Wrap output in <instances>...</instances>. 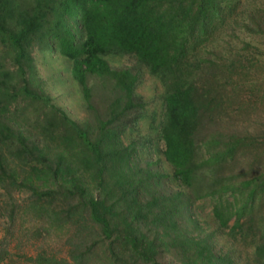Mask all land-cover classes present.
I'll return each instance as SVG.
<instances>
[{"label": "trees", "instance_id": "1", "mask_svg": "<svg viewBox=\"0 0 264 264\" xmlns=\"http://www.w3.org/2000/svg\"><path fill=\"white\" fill-rule=\"evenodd\" d=\"M241 5L249 6L243 0H0V41L13 66L0 63V143L12 139L6 151L24 165L20 172L7 167L1 146L0 261L8 236L28 237V212L39 220L31 238L47 242L55 232L65 246L62 256L42 242L27 256L32 264H235L237 252L245 253L242 264H264V167L241 178L229 170L244 154L240 148L260 139L235 126L237 117L230 121L232 106L248 117L257 103L244 98L249 76L234 71L251 68L232 47L229 18ZM249 17L245 30L264 33V19ZM221 28L230 30L224 51H196ZM34 44L68 63L90 121L81 124L46 91L29 64ZM118 56L133 63L113 65L110 58ZM143 70L163 84L165 111L159 118L148 114L152 138L125 141L147 111L137 91ZM55 81L63 86L61 75ZM25 100L44 115L48 135L60 134L63 149L54 156L15 129L10 108ZM223 118L228 127L216 126ZM260 142L264 147L263 137ZM152 143L154 154L141 164L136 155ZM162 161L169 170L155 169ZM26 189L39 201L29 211L14 196Z\"/></svg>", "mask_w": 264, "mask_h": 264}, {"label": "rangeland", "instance_id": "2", "mask_svg": "<svg viewBox=\"0 0 264 264\" xmlns=\"http://www.w3.org/2000/svg\"><path fill=\"white\" fill-rule=\"evenodd\" d=\"M243 1L249 4L247 9L243 11L241 5V7H238L236 15L232 18H229L231 19L233 26L231 37L233 45L232 47L234 48V51L242 50V53L244 54L243 55L242 53H240L243 57L242 64L248 63L249 65H251V68L243 67L241 70L234 71L236 73H244L243 75L249 76L245 79L248 82L243 88L244 98L245 100H248L247 102L249 103H254V101H257V103L255 102L256 109L250 111L251 114L248 117H243L241 115L237 116L232 106V110H230V121H234V119L237 117L238 120L235 126L243 130L244 132L248 131L259 135L257 137L260 139L252 143V148H240V150H243L244 154L240 155L237 160L232 163L231 169H229L233 175L238 173V178L246 177L250 174H258L264 167V147H260L262 145L260 141L262 140V137L264 138V101L262 102L260 100V97L257 100V96L264 95V33L258 32L256 34H249L243 27L244 22H248V20H250L249 18L251 17L249 16L251 13L264 19V0ZM256 7H258V9H256ZM217 32L218 33L215 35V40L211 39L210 42L202 43L200 46L197 47L196 51L201 53L208 52L210 50H215L217 52L218 50L224 51L226 45L225 47H223V40L225 39V37L229 38L228 33H230V30L221 28ZM32 47V60L29 61V64L32 66L31 70L34 69V71L39 74V79L42 81V84L45 87L46 91L49 92L52 96H54V101L57 104L67 108L72 117H74L81 124H85L86 122L90 121L89 113L83 106L81 100L78 99V97L80 98V94L75 84V81H73L68 71V63L63 60L61 56H58L59 59H56L52 53L42 52L41 50H39L36 44H34ZM243 48H245V50H243ZM6 51L7 50L4 44L0 41V63H3L6 69L13 70L11 60L9 59V56L7 55ZM234 51L232 52V56H234ZM110 62L113 65L119 66L121 64H132L133 60H130L128 56H118L111 57ZM210 68V73H216L219 71V69H216L214 67ZM27 70L30 69L27 68ZM201 70H203L204 73L206 69L203 68ZM218 73L221 80H229L228 77L221 71H219ZM58 75H61L64 79L62 87H59L60 83H57L55 81V77ZM137 91L146 101L148 105L147 111H145V115L137 123L136 130H134L132 133H129V131L127 132V137L124 138L125 141H129V139H137L138 141V139H141L143 137L147 138L148 135L150 136V138H152L151 134H154V130L149 124L150 118L148 114H153L156 118H159L162 117L165 111L163 84L156 76L149 74L146 70H143V74L141 77V81L138 85ZM28 102L31 101L25 100L21 101V103L17 105L11 106L10 112L12 116V122L15 124L14 127L16 130L18 129L25 133L29 139L31 138L32 140H37L39 144L49 153L50 156H54L57 152L62 151L63 149V145H61L59 142L60 134L55 132L52 135H48L43 127L45 124L44 115L39 113L38 106L36 104L30 105L27 104ZM14 107H16V111L14 110ZM216 123V126H219L221 128L228 127L224 118L221 119L220 123ZM90 124L91 126H93V122H91ZM246 128L247 131H245ZM204 132H206V129L202 131V133ZM94 135L95 133L93 134V136ZM10 141H12V139L0 143V148L2 146V152L8 159L5 165L7 167L9 166L10 169L14 167L17 170L19 169V172L20 170L23 171V158H20L18 155L6 151ZM159 146H163L162 142L159 143ZM153 148L154 144L152 143L150 144L149 148L146 147V149H143L142 152H139L136 155L138 161L141 164L144 163V159L150 155L149 152H152ZM70 149L75 152L77 151L76 147H70ZM259 151H261V153ZM153 154L154 152H152V155ZM155 169L160 172L169 170L168 165L165 164L164 161L160 162L157 168ZM86 177H88L87 173ZM165 179L166 178L164 177V180ZM14 196L19 207L27 211L31 210V208H36L39 202L34 200L32 202L33 197H30L29 189L18 192ZM210 199L211 198L206 197L204 202L206 210H204L203 216L206 218H209L208 215L211 207ZM25 218L26 219L24 220L23 228L28 230V237L26 233L24 234L20 231H16V233L12 235V237L8 236V244L6 246L7 255L4 259L0 261V264H32L31 260L27 259V256H35V254L41 249L40 246L42 242L46 244L48 252L50 251L52 253H57L58 255L62 256L65 255V246L62 245L63 239L58 240V238H55L57 237L55 236V232L50 233L51 236L49 237L47 242H44V239L43 241H41V239L38 237L31 238V233L34 231V228L37 226V222L39 220H37L34 215L28 212L26 213ZM28 218H32L31 222L28 221ZM1 220L2 219L0 218V221ZM4 226L5 221L3 225L0 224V239L5 235ZM18 229L19 227L16 230ZM221 242L223 243V240H221ZM219 245L220 243L217 244V246ZM244 258L245 253L237 252L234 257L235 264H242L243 262L245 263ZM255 260L252 261L256 264ZM168 262L169 264H178L177 261L174 259H169Z\"/></svg>", "mask_w": 264, "mask_h": 264}]
</instances>
